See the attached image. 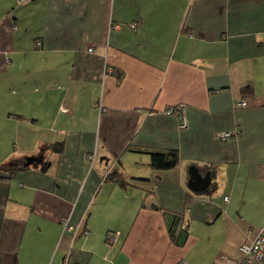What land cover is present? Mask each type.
I'll return each mask as SVG.
<instances>
[{
	"label": "crops",
	"instance_id": "crops-1",
	"mask_svg": "<svg viewBox=\"0 0 264 264\" xmlns=\"http://www.w3.org/2000/svg\"><path fill=\"white\" fill-rule=\"evenodd\" d=\"M263 219L264 0H0V264L236 260Z\"/></svg>",
	"mask_w": 264,
	"mask_h": 264
},
{
	"label": "built area",
	"instance_id": "built-area-1",
	"mask_svg": "<svg viewBox=\"0 0 264 264\" xmlns=\"http://www.w3.org/2000/svg\"><path fill=\"white\" fill-rule=\"evenodd\" d=\"M25 0H15L17 4L23 2ZM130 26H135V22H131ZM114 27H117L115 24ZM108 70H111L110 67L107 68ZM237 106H245L246 102L245 100H240L237 104ZM166 113H172L173 108L167 107L165 109ZM176 116L179 120V126L185 127L187 125V117L185 114V105L184 104H177L176 105ZM232 135V132L229 131H222L218 133V137L220 139H226L229 136ZM226 199V197H225ZM62 226L63 230H70L73 233V236L77 232L80 231L79 225H71L68 223L67 220H62ZM82 232L87 234V229H82ZM116 238V235L113 232H108L106 234V239L109 242H113ZM240 250V257L236 260L227 258L223 254H218L216 258L210 263V264H264V219L260 226V228L257 230L256 234L247 242H244L239 247Z\"/></svg>",
	"mask_w": 264,
	"mask_h": 264
},
{
	"label": "trees",
	"instance_id": "trees-1",
	"mask_svg": "<svg viewBox=\"0 0 264 264\" xmlns=\"http://www.w3.org/2000/svg\"><path fill=\"white\" fill-rule=\"evenodd\" d=\"M52 145L51 146L54 148L55 146H57V143H54ZM177 162H178V154L175 150L150 153L149 164L151 167L155 169H169L174 167L177 164Z\"/></svg>",
	"mask_w": 264,
	"mask_h": 264
},
{
	"label": "water",
	"instance_id": "water-1",
	"mask_svg": "<svg viewBox=\"0 0 264 264\" xmlns=\"http://www.w3.org/2000/svg\"><path fill=\"white\" fill-rule=\"evenodd\" d=\"M39 156H27L24 161V165H27L34 160H36ZM189 182L188 186L195 190L204 189L209 182V174L206 172L201 175L195 166H190L189 168Z\"/></svg>",
	"mask_w": 264,
	"mask_h": 264
}]
</instances>
